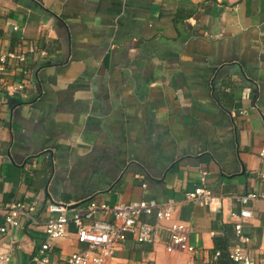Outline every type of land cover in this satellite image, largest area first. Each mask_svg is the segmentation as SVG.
Instances as JSON below:
<instances>
[{"label":"crops","instance_id":"1","mask_svg":"<svg viewBox=\"0 0 264 264\" xmlns=\"http://www.w3.org/2000/svg\"><path fill=\"white\" fill-rule=\"evenodd\" d=\"M0 49L26 55L7 82L29 77L0 94V227L12 202H36L39 220L0 230L11 264H39L49 202L141 199L173 201L195 250L170 253L163 226L152 242L129 234L107 264H210L216 251L240 264L239 219L264 264V198L240 218V197L264 191V0H0ZM197 186L211 204L187 200ZM68 231L53 260L86 248Z\"/></svg>","mask_w":264,"mask_h":264},{"label":"built area","instance_id":"2","mask_svg":"<svg viewBox=\"0 0 264 264\" xmlns=\"http://www.w3.org/2000/svg\"><path fill=\"white\" fill-rule=\"evenodd\" d=\"M14 28L18 29V26L15 25ZM25 61L26 55L22 50L0 49V94L21 92L28 86L29 77L26 69H22L23 75L16 82L6 80L9 67ZM245 112V110L239 111L241 114ZM260 157L264 165V147L260 151ZM261 175L264 177V173ZM202 180L205 182V177ZM258 197L264 198V191L261 193L250 191L240 197L243 205L240 218L252 216V210L248 204ZM186 198L205 206L211 204L213 194L204 186H197L193 191L186 193ZM36 207V202H12L6 210V225L1 226L0 230L6 232L9 228L19 227L25 218L32 224H37L39 220L35 214ZM45 211L48 214L45 221L46 241L41 245L39 254L35 256L39 264H107L116 245L126 240L129 234L135 235L139 242H152L163 226L169 233L170 253H192L195 250L189 240L187 225L182 221L173 220L175 211L173 201L158 203L155 199H141L111 205L107 202L91 200L82 213L71 212L67 203L49 202ZM152 215L156 218L155 223L144 220L145 217ZM85 220H92V223L87 225ZM70 223L76 228L77 240L85 244L86 248L69 254L64 261L53 260L48 252L52 250L54 241L68 235ZM235 231L238 243L231 249L230 258L240 264H258L244 246L250 241V237L244 233L243 221L240 219L235 223ZM220 254V251H216L214 261L210 264H218ZM0 264H11L10 255L7 252H0Z\"/></svg>","mask_w":264,"mask_h":264},{"label":"water","instance_id":"3","mask_svg":"<svg viewBox=\"0 0 264 264\" xmlns=\"http://www.w3.org/2000/svg\"><path fill=\"white\" fill-rule=\"evenodd\" d=\"M78 204H74V205H72V206H70V208H74V207H76Z\"/></svg>","mask_w":264,"mask_h":264},{"label":"trees","instance_id":"4","mask_svg":"<svg viewBox=\"0 0 264 264\" xmlns=\"http://www.w3.org/2000/svg\"><path fill=\"white\" fill-rule=\"evenodd\" d=\"M230 257V256H229ZM231 259V258H230ZM232 260V259H231Z\"/></svg>","mask_w":264,"mask_h":264}]
</instances>
